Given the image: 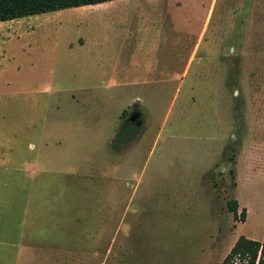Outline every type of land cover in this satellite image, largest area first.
<instances>
[{"label":"rangeland","instance_id":"374dc122","mask_svg":"<svg viewBox=\"0 0 264 264\" xmlns=\"http://www.w3.org/2000/svg\"><path fill=\"white\" fill-rule=\"evenodd\" d=\"M83 6L0 22V236L27 190L72 217L68 254L17 264H222L260 241L264 0Z\"/></svg>","mask_w":264,"mask_h":264},{"label":"crops","instance_id":"0c3cea01","mask_svg":"<svg viewBox=\"0 0 264 264\" xmlns=\"http://www.w3.org/2000/svg\"><path fill=\"white\" fill-rule=\"evenodd\" d=\"M32 195V192L27 190L24 197L27 200L20 219V222H23V230L9 237L0 236V250L8 249L14 252L12 264H17L16 258L32 262L35 252L38 251L59 250L63 251L65 256L71 249L72 217L69 211L66 212L65 198L51 196L49 193L43 198L35 192L38 197L35 198L44 199H35L34 204H37L41 211L37 213L36 207L31 206Z\"/></svg>","mask_w":264,"mask_h":264},{"label":"trees","instance_id":"16d2710c","mask_svg":"<svg viewBox=\"0 0 264 264\" xmlns=\"http://www.w3.org/2000/svg\"><path fill=\"white\" fill-rule=\"evenodd\" d=\"M110 0H0V22L17 19L25 16L47 13L71 7H84L83 5L97 4ZM136 127L126 123L112 137L111 146L118 149V143H125L136 132ZM227 209L235 217L244 218V208L237 212V202L234 199L227 201ZM232 258H237L239 264H264V229L261 240L246 238L239 235L222 264H229Z\"/></svg>","mask_w":264,"mask_h":264},{"label":"bare ground","instance_id":"6f19581e","mask_svg":"<svg viewBox=\"0 0 264 264\" xmlns=\"http://www.w3.org/2000/svg\"><path fill=\"white\" fill-rule=\"evenodd\" d=\"M257 202H258V204H259V206H260V209H261V207L263 206V204H264V189H262V191H261V194H260V196L258 197V200H257ZM257 204V205H258ZM261 211H262V209H261ZM260 211V212H261ZM259 212V213H260ZM263 213V212H262Z\"/></svg>","mask_w":264,"mask_h":264},{"label":"flooded vegetation","instance_id":"af4514ba","mask_svg":"<svg viewBox=\"0 0 264 264\" xmlns=\"http://www.w3.org/2000/svg\"><path fill=\"white\" fill-rule=\"evenodd\" d=\"M130 120L127 119V121L124 122L123 126L126 124V123H130L132 126H134L131 122H129ZM136 125V124H135ZM122 126V127H123Z\"/></svg>","mask_w":264,"mask_h":264}]
</instances>
